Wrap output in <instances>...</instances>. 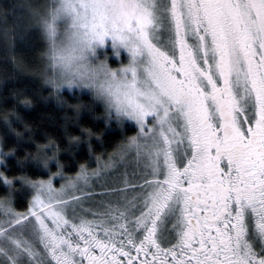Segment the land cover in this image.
<instances>
[{
    "label": "snow or ice",
    "instance_id": "snow-or-ice-1",
    "mask_svg": "<svg viewBox=\"0 0 264 264\" xmlns=\"http://www.w3.org/2000/svg\"><path fill=\"white\" fill-rule=\"evenodd\" d=\"M111 2L113 29L151 58L164 97L140 117L160 125L142 123L154 147L136 151L151 179L95 219L40 182L48 204L39 190L33 237L55 264H264V0ZM12 215L0 224V264H48Z\"/></svg>",
    "mask_w": 264,
    "mask_h": 264
},
{
    "label": "clouds",
    "instance_id": "clouds-1",
    "mask_svg": "<svg viewBox=\"0 0 264 264\" xmlns=\"http://www.w3.org/2000/svg\"><path fill=\"white\" fill-rule=\"evenodd\" d=\"M117 8L118 5L111 0H0V28L6 33L14 31L16 35L26 34L33 28L39 29L44 47L38 79L41 85L52 89L48 96L43 97L45 102L52 99L57 106L73 108L75 119H78L85 107L84 102L68 104L61 92L64 88L70 92L74 88L86 89L91 93L92 100L103 106V113L94 115V119L103 118L106 126L115 120L121 128L125 119L135 121L138 133L122 140L121 151L126 154L130 150L154 147L152 139L142 132V123L147 124V116L143 122L140 117L143 111L152 113L153 109L159 110V102L164 101V97L154 83L157 70L151 58L142 49L134 55L132 49L140 47L138 42L130 34L113 29L111 21ZM9 17L12 19L9 20ZM25 21L27 27H20ZM106 37H111L113 54L117 59L120 48L129 53L130 60L126 65L112 69L107 58L92 63L91 58L96 57L98 47H104ZM4 81L0 80V84ZM13 116L19 119L14 109L4 110L0 113V120L15 132L10 121ZM159 127V123H153L154 133L159 131ZM83 131L89 138L93 135L99 138V134L90 129ZM78 140L79 137L70 138V141ZM43 150L38 149L33 159L47 167L48 161L55 156H47ZM144 160H148L146 155ZM55 175H62V166ZM71 177H67L59 188L53 187L51 181V195L59 196L64 189L87 183L89 173L80 167ZM38 190L44 196L49 194L41 186ZM14 211L10 199L0 198V216L9 217Z\"/></svg>",
    "mask_w": 264,
    "mask_h": 264
},
{
    "label": "trees",
    "instance_id": "trees-1",
    "mask_svg": "<svg viewBox=\"0 0 264 264\" xmlns=\"http://www.w3.org/2000/svg\"><path fill=\"white\" fill-rule=\"evenodd\" d=\"M20 27H27V22H21ZM43 47L39 29L16 35L14 31L6 33L0 28V80H5L0 84V113L14 109L19 116V119L10 117L11 128L15 132L0 120L2 169L6 177L5 180L0 178V198H13L14 210L21 213L30 202L31 194L26 183L47 181L61 166L63 177L59 176L64 179H71L80 167L94 171L97 163H107L118 154L122 140L136 133L131 124H124L121 128L111 121L106 126L103 118L94 119V115L103 113V106L94 102L87 92H61L68 104L84 102L85 107L78 119H75L73 108L57 106L52 99L45 102L43 97L48 96L52 89L41 85L38 79ZM65 117L72 119L66 120ZM85 128L99 134V138L96 135L89 138L83 131ZM71 137H79V140L70 141ZM38 149H44L47 156H55L48 161L47 167L33 159ZM133 171L128 172L127 179L135 173ZM116 181H120L118 176ZM108 205L115 206L116 203L95 206L93 213L99 210L97 208H107ZM91 215L93 218L94 214Z\"/></svg>",
    "mask_w": 264,
    "mask_h": 264
},
{
    "label": "rangeland",
    "instance_id": "rangeland-1",
    "mask_svg": "<svg viewBox=\"0 0 264 264\" xmlns=\"http://www.w3.org/2000/svg\"><path fill=\"white\" fill-rule=\"evenodd\" d=\"M170 2V0H169ZM160 35V33H158ZM112 39L111 37L105 38V44L103 48H97V55L96 57L91 58L92 63H96L97 60H104L107 58V63L109 64V67L112 69H118L122 65H126L130 60L129 53L123 49H119V59L113 54L114 49L112 47ZM119 74V73H118ZM63 90L69 91L67 88H64ZM73 90H79L82 92H87L91 94L88 90L84 89H72ZM147 119V128H152L153 126V117L149 116ZM116 122L115 120H113ZM124 124H131L135 127L136 133L139 131V127L136 124L135 121L125 119L123 121ZM0 148L1 145H0ZM0 160L3 162H0V178L5 180V173L2 167L4 166V158H2V150H0ZM43 166V165H42ZM136 169L138 170H144V173L146 170L144 168V160L143 158L141 160H137V152L135 150L127 151V153H123L120 149L118 154L111 158L110 161L106 162H99L97 163V168L93 170H87L89 173V180L87 183L79 184L75 188L71 189H64L62 194H65V198L68 199L71 195H75L79 198V203L77 204L76 212L78 215L84 216L86 219H92L93 209L96 208L99 205L104 204H112V202H115L117 204H120L121 206L125 205L128 200H132L133 196L141 192L142 189L139 187L133 188L131 185H141L139 184V180L137 176L134 178V175H131V177L128 178L127 174L128 172H136ZM93 171V172H91ZM91 172V173H90ZM132 174V173H131ZM62 176V175H60ZM59 175H51L50 179L47 181H44V184H47L52 181V185L55 188H59L62 183L66 181V179L61 178ZM117 176L119 177V182H117ZM63 177V176H62ZM147 179H151V176H147ZM125 181L128 182V185H125ZM133 182V183H132ZM27 190L30 192V199L29 204L27 205L26 209L21 213L18 211H14L15 214H20L21 217V224L25 225V227L22 229L23 234L25 238L34 240L35 241V248L36 244L39 242L38 239L33 237L32 233L34 231V226L36 225V218L31 214L32 211L36 210L39 211V209L34 208V201L36 196L38 195V189L40 187V182H33L30 184H25ZM125 186V187H123ZM57 191H61L58 189ZM129 193V196H128ZM41 194V199L44 201L45 205L48 204L47 197ZM130 198V199H129ZM139 199V198H138ZM13 198L11 200L12 207L14 208V202ZM70 203H77L76 201H71ZM51 206L53 209H56L58 207L55 200L51 202ZM96 206V207H95ZM15 209V208H14ZM88 210V211H86ZM72 212L71 210L68 211L67 217L71 218ZM13 215L9 217H3L0 216V224L6 225V222L8 220H12ZM45 223L49 225V227H52V222L50 219L45 217ZM13 226H15L14 220H13ZM40 245L43 246V244L40 243ZM44 249V246L42 248ZM48 255V254H47ZM4 258L0 256V261H2ZM38 259V257H37ZM48 260H51V256L48 255ZM54 263V261L52 260ZM28 263L27 258H25V264Z\"/></svg>",
    "mask_w": 264,
    "mask_h": 264
},
{
    "label": "flooded vegetation",
    "instance_id": "flooded-vegetation-1",
    "mask_svg": "<svg viewBox=\"0 0 264 264\" xmlns=\"http://www.w3.org/2000/svg\"><path fill=\"white\" fill-rule=\"evenodd\" d=\"M131 175H136L137 176V178H138V180H139V184H143L144 183V179L145 178H147V177H145V173H144V170H138V171H136L134 174L132 173ZM133 183V182H132ZM129 201V200H128ZM115 206H119V207H121V208H123L125 205H123V206H121L120 204H117L116 203V205ZM139 203H138V207H137V209H135V211L137 212V214H139L138 213V208H139ZM97 209H99V210H97V212L96 213H99V212H104V211H106V207L104 208L103 206H101V208H97ZM94 216V215H93ZM95 218H97L96 216H94L92 219H95ZM77 223L79 222V221H76ZM42 248H43V246L42 245H40V242H38L37 244H36V251L39 253V256H38V259H41V258H46L47 259V261H48V264H55V261H54V263L52 262V260H48V255H47V252H45L44 250H42ZM26 264H28V263H26ZM33 264H35V262H33ZM85 264H86V262H85Z\"/></svg>",
    "mask_w": 264,
    "mask_h": 264
}]
</instances>
